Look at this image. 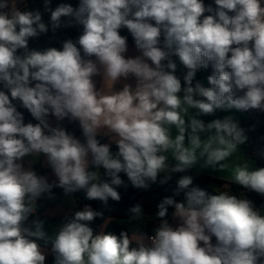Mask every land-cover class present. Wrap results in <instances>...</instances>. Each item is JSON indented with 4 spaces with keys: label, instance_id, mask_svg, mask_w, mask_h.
Instances as JSON below:
<instances>
[{
    "label": "clouds",
    "instance_id": "obj_1",
    "mask_svg": "<svg viewBox=\"0 0 264 264\" xmlns=\"http://www.w3.org/2000/svg\"><path fill=\"white\" fill-rule=\"evenodd\" d=\"M232 110L264 114V0H0V264H264ZM129 188L170 194L113 216Z\"/></svg>",
    "mask_w": 264,
    "mask_h": 264
},
{
    "label": "trees",
    "instance_id": "obj_2",
    "mask_svg": "<svg viewBox=\"0 0 264 264\" xmlns=\"http://www.w3.org/2000/svg\"><path fill=\"white\" fill-rule=\"evenodd\" d=\"M60 2V0H53V5L55 6L56 3ZM65 2H70L73 3V5H75L77 3V0H65ZM211 2V0H206V3ZM79 34V30L78 29H67V30H61L60 33H58V35L60 36V38H64L65 36H71L73 38H75L77 35ZM123 35H129L127 33V30H123L122 31ZM51 35V33H49V36ZM47 42V37H40L38 42H30L32 47H43L46 45ZM53 46H57L59 47V43L58 41H54L53 42ZM129 47L134 48V44L132 41L131 36L129 35ZM206 72V76H208L209 74H211V69L209 68L208 70H205ZM248 114V128L250 130V136L252 138L253 143L255 144L256 148H257V152H258V164L261 167H264V158L261 157V153L264 152V114H260V113H256V112H247ZM30 118V117H27ZM202 187H208L209 184H217L219 185L220 181H217L215 179H213L212 176H207V175H201L198 178L197 181ZM209 191H212L211 188L208 189ZM56 192V194H61V191L59 189H55L54 190ZM121 194H122V202L120 204H116L115 202H111L110 204L117 209V211L111 213L113 216L116 217H120L123 215V209L125 207H127L129 204L133 203V202H137V201H145V208L146 211H150V213L154 214L155 212V204L159 201V199L164 196V195H168L170 193H165L162 189L160 188H154L152 191L150 192H143L140 190H134L129 188L126 192L121 189ZM240 191L239 188H237L236 186H233V192L237 193ZM250 197L252 199H254L256 202L258 200V196H256L255 194H250ZM77 198L78 200L81 201V206L83 203H89L87 201H82V194H77ZM92 206L100 209L101 205L99 204V202H91ZM171 211V209H170ZM55 220H59L56 219ZM99 222L96 221V224ZM115 223V222H114ZM151 227V226H149ZM109 230H114V231H119V228H117L115 225L110 226Z\"/></svg>",
    "mask_w": 264,
    "mask_h": 264
},
{
    "label": "crops",
    "instance_id": "obj_3",
    "mask_svg": "<svg viewBox=\"0 0 264 264\" xmlns=\"http://www.w3.org/2000/svg\"><path fill=\"white\" fill-rule=\"evenodd\" d=\"M129 48H130V53L129 54H135L134 48H132V47H129ZM202 73H203V70H202ZM204 73H205V77H203V78H204V80H206V77L207 76H206L205 70H204ZM242 114H245L246 116L248 115L247 112H242ZM241 126L246 129V134L248 136H250V130L248 128V118L242 119ZM241 148L246 153V155L249 156L252 160H254L256 162L257 166H259L258 161H257V159H258V152L249 150V146L247 148H246V146H241ZM57 195L58 196H62V194H57ZM58 202H60V201L58 200L57 202H55L53 204H50V205H56ZM262 202H264V201H262V198L258 197V200H257L256 203L259 205ZM70 207H71V205H69L65 209H61V211L58 213V215L55 218L56 219H60L62 217L63 212L64 211H67Z\"/></svg>",
    "mask_w": 264,
    "mask_h": 264
},
{
    "label": "rangeland",
    "instance_id": "obj_4",
    "mask_svg": "<svg viewBox=\"0 0 264 264\" xmlns=\"http://www.w3.org/2000/svg\"><path fill=\"white\" fill-rule=\"evenodd\" d=\"M203 77H205L204 70H203V73H202V71L200 73H198L197 78L201 79L205 83V85H207V81L204 80ZM226 114L234 115L239 120L240 124L242 122V119L248 118V115L246 116L245 114H242V112H239V111H236V110H232L231 113H220V112H218L217 113V117H222L223 115H226ZM213 118H215V117H204V119L206 121L210 120V119H213ZM248 137H249L248 142L245 145H243V146H246V148L249 146V150L257 152V148H256L255 144L253 143L252 138L250 136H248ZM57 205H60L61 209H65L66 207L69 206V204H61V202H58L56 205H49V206L55 209L57 207Z\"/></svg>",
    "mask_w": 264,
    "mask_h": 264
},
{
    "label": "water",
    "instance_id": "obj_5",
    "mask_svg": "<svg viewBox=\"0 0 264 264\" xmlns=\"http://www.w3.org/2000/svg\"><path fill=\"white\" fill-rule=\"evenodd\" d=\"M99 223H100V221L97 224H99Z\"/></svg>",
    "mask_w": 264,
    "mask_h": 264
}]
</instances>
